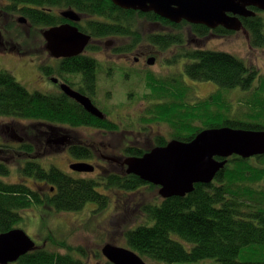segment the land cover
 Masks as SVG:
<instances>
[{"label":"trees","instance_id":"16d2710c","mask_svg":"<svg viewBox=\"0 0 264 264\" xmlns=\"http://www.w3.org/2000/svg\"><path fill=\"white\" fill-rule=\"evenodd\" d=\"M0 9L5 19H13V14H19L29 25L41 26L42 31L63 24L65 19L61 11L71 9L85 20L77 24L80 30L93 38L137 35L138 19H147L151 23L171 26L167 28L168 32L148 33V42L163 49L180 41L184 26H189L191 35L197 37L235 33L222 26L210 29L186 21L173 23L154 12L123 9L111 0H0ZM255 10L256 15L242 18L243 25L250 48L264 51V11ZM12 23L18 21L13 19ZM5 27L8 31L12 29ZM137 40L135 42L139 43ZM180 56L188 59L183 70L191 80L213 81L220 88L209 99L192 103L187 99L191 86L183 75L161 78L148 74L147 86L162 101L151 105L153 109L149 113L153 115L143 119L145 122L159 120L174 126L178 130L175 138L182 141H190L199 131L213 127L264 130V74L258 67L235 54L203 48L187 49ZM238 87L242 93L235 94L234 103L230 89ZM0 116L55 126H95L98 121V127L107 131L118 128L110 120L91 116L63 93L30 91L11 71L1 66ZM198 120L202 121V126L194 125ZM156 142L158 145L166 143L162 138H157ZM1 147L10 154L0 161V175L11 173L8 160L15 154L23 153L28 158L19 168L18 181L5 183L0 179V234L18 228V223L23 220L22 211L33 205H47L59 212L81 211L94 202L102 209L108 205L109 197L97 186L122 188L131 193L144 186L151 190L158 188L135 175L121 172H105L96 180L72 177L56 166L45 168L38 161L39 157L35 158L41 150L36 151L30 141L18 147L9 144ZM144 153L143 148L135 147L129 149L127 155ZM81 156L88 157L86 154ZM28 178L40 181L39 187L29 185ZM45 186L47 190L42 189ZM52 187L54 192L50 191ZM136 206L140 208L134 219L139 216L143 221L124 229L125 247L133 249L145 260L197 263L214 258L221 264H264V154L246 159L233 155L213 182L196 184L194 191L184 197L173 196L154 204L139 199ZM110 241L116 244L114 239ZM67 250L61 253L37 247L22 255L17 264H90L85 259L88 254L84 249L68 247ZM99 256L102 258L99 264H113L102 252Z\"/></svg>","mask_w":264,"mask_h":264},{"label":"rangeland","instance_id":"374dc122","mask_svg":"<svg viewBox=\"0 0 264 264\" xmlns=\"http://www.w3.org/2000/svg\"><path fill=\"white\" fill-rule=\"evenodd\" d=\"M1 10V9H0ZM21 15L13 14V19L18 23L13 24L12 18L8 17L5 19L4 14H0V32L3 37L10 39L11 42L16 46L17 51H4L0 49V66L1 68L7 69L11 71L17 80L25 86V88L30 91H42L47 92L49 88V84L41 82L37 77L38 74H41L42 66H45L49 69V73L51 76L57 75L54 74L55 70H57L58 61L57 58L51 56L46 48V41L42 34V28L34 27L29 25L28 21H20ZM5 19V20H4ZM4 20V21H3ZM137 21L136 30H138L139 34H131L127 37H121L115 39L116 41L98 43V47L104 55H100L99 58L102 61L103 65L107 66V60L109 57H112V52L114 51H125L132 53V55H136V52L142 46H146L151 44L148 42L149 39L148 33L150 32H168L169 25H165V27L159 23H151L147 19L139 18ZM10 23V25H9ZM5 26L12 27L8 31ZM134 29V28H133ZM7 30V31H6ZM135 30V29H134ZM180 31V30H179ZM182 34L186 36H191L189 26L182 27ZM138 39L139 43L135 42V39ZM198 40L197 44H193L190 49L205 48L209 50L216 51H224L237 55L238 57H242L246 62L250 63L251 66H256L259 68V72L264 74V51L262 49H253L249 46V39L247 38V34L244 32H235L230 35H208L201 38H196ZM155 45V44H151ZM156 47V46H155ZM152 47V50H156L157 47ZM167 55H173V53H166ZM176 55V54H174ZM173 55V56H174ZM112 67L118 69V66H130V71H135L141 69V65H133L131 63L119 62L112 63L110 62ZM183 63L185 61H180L178 64V72L181 74H185L183 72ZM44 67V68H45ZM53 67L55 70H53ZM124 68V67H122ZM61 69V66H60ZM150 69H152L151 73L146 74V72H142L140 75V83H132L136 78L135 75L132 76V79L126 80V77H122L121 74L117 73L115 76L108 75L103 70L99 73V82L98 89L101 94L106 92L105 98L107 97V102L109 105L113 106V104L125 102L123 105H120L118 108L119 117H115L112 114H109V119H115L120 123L121 127L125 126V129H129L131 124H133V120L138 125L140 124V130L145 131L146 133L139 135L135 134V138L138 139L141 145H147L149 142L153 141L156 135H165L169 136L170 133L174 132V130L178 131L177 128L172 126L168 130L163 124L157 125L154 123L160 122L159 120L153 121H144L143 119L151 117L153 114L149 113L153 108L151 106L142 109V107H146L150 100L158 99L156 95L151 92V89L147 86V75L153 74L158 77L160 75L161 78H168V75H163V73L158 72V66L150 65ZM119 71V70H117ZM114 71L113 73H115ZM185 82L192 86L194 89V95L199 97L198 100H192L194 103H197L200 100L209 99L220 87L217 83L213 81H196L189 80L188 77L184 75ZM44 86L46 88H44ZM111 90V91H108ZM198 91V93H197ZM230 97L231 100L236 103V98L238 93H242L241 89L231 88L230 89ZM110 92V93H109ZM129 95H131L129 98ZM144 96L147 100H144ZM191 95H188V102ZM132 100V97L139 102L135 104V106H131L126 103V98ZM150 98V100H149ZM196 99V98H195ZM149 100V101H148ZM146 101L147 103H145ZM106 102V104H107ZM193 103V102H192ZM146 105V106H145ZM115 106V105H114ZM123 106V107H122ZM107 110H110L111 107L105 106ZM113 108V107H112ZM115 110V109H114ZM128 116V117H127ZM33 121L27 119H16V121L10 117L0 116V133L3 134L2 131L7 129V126H14L16 128L27 127V130L35 129L33 126ZM150 123L151 126H150ZM202 121H195V126H202ZM31 125L33 128H31ZM130 125V127H127ZM2 126V127H1ZM167 126V125H166ZM5 127V128H4ZM37 128V127H36ZM156 128V129H155ZM134 131V128H132ZM139 129L135 130V132H140ZM155 130V133L153 131ZM134 132V133H135ZM168 132V134H167ZM121 133V132H120ZM119 134H111L107 135V132L98 134V141H105L106 144H111L115 151L112 154L121 155L123 148V136ZM149 133V134H148ZM129 135V132H124V136ZM150 136V137H149ZM122 139V140H121ZM0 142L4 139L0 137ZM6 144L12 145L14 147H18L15 145L14 140H10L6 138ZM0 150H3V148ZM7 150V149H5ZM41 153L35 156L38 158L39 162L45 167L49 168L50 166H56L60 170L64 171L67 174L72 176H79L87 179H95L96 176L94 173H75L70 172L67 166L69 161L66 153L64 151L61 152H45V150L40 149ZM9 151H3L0 153V161L3 158H7L9 155ZM13 154V152H12ZM13 158H10L8 162L10 163L11 173L9 175H0V179L5 181V183H14L20 179L19 168L24 164L27 155L21 153L20 155L15 154ZM116 155V156H117ZM5 160V159H4ZM70 170V171H69ZM99 177V176H98ZM33 182H37L36 179L28 178L27 183L35 187ZM38 183H41L38 181ZM37 188V187H36ZM102 193L110 194L109 203L106 207L102 209L98 207L97 203L90 202L88 203L81 211H56L53 207H49L47 205H33L27 209L22 211L23 220L18 223L17 227L22 228L26 231V233L31 236L36 242L37 246L45 244L44 247H47L50 250L59 251L61 253L67 252V248L71 247L75 250L84 249V251L88 254L85 259L90 264H99V261L102 259L99 254L103 245L107 242H111V239H114L116 244H120L121 246H127L126 240L124 236V229L128 227H134L136 224L142 223V218L134 219L137 216L138 210L140 206H136L139 199L145 200V202H161L162 196L158 192V188L151 190L149 187L144 186L138 192H125L121 189H110L107 190L104 187L97 186ZM47 190V188H45ZM126 208V209H124ZM131 208H134L133 210ZM127 209L129 211H127ZM137 210V211H136ZM41 244V245H40ZM43 246V245H42ZM98 252V256H97ZM76 253V252H75ZM77 257H81L80 254H76ZM104 257V255H103ZM148 264H221L214 258H209L197 263H185V262H176V263H164L157 262L153 260H146ZM10 264H17V262H13Z\"/></svg>","mask_w":264,"mask_h":264},{"label":"water","instance_id":"95a60500","mask_svg":"<svg viewBox=\"0 0 264 264\" xmlns=\"http://www.w3.org/2000/svg\"><path fill=\"white\" fill-rule=\"evenodd\" d=\"M123 9L154 12L173 22L186 21L204 25L210 29L222 26L227 30L244 32L242 18L264 11V0H111ZM65 19L79 21L74 10L61 11ZM20 21H26L20 17ZM46 48L54 58L71 57L82 53L92 36L82 33L72 23H61L42 31ZM247 38L249 39L248 35ZM153 64L154 62H150ZM62 89L83 105L87 111L99 118L104 113L90 98L63 84ZM65 137L57 143L64 142ZM264 154V130H249L230 126L213 127L199 131L192 140L173 139L166 145L156 146L141 156H127L123 164L127 174L159 187L162 198L184 197L195 189V185L209 184L216 178L233 155L251 158ZM115 159V158H114ZM116 161L118 159H115ZM73 170L92 172L89 163H74ZM54 190V188L52 189ZM37 247L34 239L22 228H14L0 234V264L17 262L20 257ZM102 254L113 264H148L139 253L131 248L107 242Z\"/></svg>","mask_w":264,"mask_h":264},{"label":"flooded vegetation","instance_id":"af4514ba","mask_svg":"<svg viewBox=\"0 0 264 264\" xmlns=\"http://www.w3.org/2000/svg\"><path fill=\"white\" fill-rule=\"evenodd\" d=\"M84 21H85L84 18L80 17L79 21L71 22L69 19H65V22L63 23L69 22V23H72L73 25H76L79 28L77 24L78 23L82 24L84 23ZM196 38H201V37H197V35H191V36H186V37L183 36L180 38V41L172 44L167 49H163L159 45L157 47V45L148 44L145 47L142 46L141 48H139L135 56L132 55V53L125 52V51H115V52L113 51L112 57H109V59L106 62L107 64L109 63V65L105 66L103 65L102 61L99 58L100 55H104V54L102 53L100 46L98 47V43L105 42L108 39L110 40L107 42L114 43V41H116L115 40L116 37L114 38L113 37H106V38H102V37L93 38L92 37L91 41L89 42V45L79 55L71 56V57H62V58L56 59V61H58V66H57L58 68L57 70H55L53 67V70H55L54 74L57 73V75L51 76V74L49 73V69L45 66H42L41 74H38L37 77L39 78L41 82L49 84V88L47 89L48 91L44 93H63L65 96L69 97L70 99L78 103L75 99H73L68 94H66L65 91L62 89V85L65 84L69 86L71 89H73L74 91L82 94L83 96L90 98L92 103L104 113L105 118L103 119L110 120L111 122L115 123L118 126V128L112 131H107L104 128L98 127V121L96 122L95 126L82 125V126L76 127L70 124L55 126V124H48V123H43L42 121L34 120L32 124L35 129H31V130H27L28 129L27 127L16 128L14 126H7L8 128L2 131L3 134L0 133V137L4 139L2 142H0V148L2 149L1 145L6 144V138L7 140L8 139L14 140V143L17 146L22 143H26L30 141L34 145L36 151H39V149L45 150L44 153L64 151L68 157L69 163L67 166L69 167L68 169L71 170V171L69 170L70 172L82 173V172L73 170L71 166L74 163L84 162V163H89L94 166V171L86 172V173H94L96 176L95 178L96 180H98L97 178H99L100 175L105 172L115 171V172H121V173L127 174L126 172L127 167L125 164H123V161H124V158H126L127 156H130V155H127L129 149H132L135 147L143 148L146 153L150 151L152 148L162 145V144L161 145L157 144L156 142L157 138H162L164 142L168 143L169 141L176 139L175 135L177 134L178 131L174 130V132L170 133L169 136H165L162 134L156 135V137L153 139L151 144L149 142L146 146L141 145L140 142H138V139H136L134 136L135 134L142 135L146 133L145 131L140 130V124L138 125V123L137 122L135 123V121L133 120V124H131V126H134V127L125 129V126L121 127L120 123L117 122L115 119H109L110 118L109 114H112L114 118L115 117L117 118L120 116L118 108L120 107V105H123L125 102L113 104V106L108 104L107 97L106 98L104 97L106 95V92L104 94H101L100 90L98 89L97 83L99 82V79H100L99 73H101L103 70L109 76L112 74H114L113 76H115L117 73H119L121 74L123 78L126 77V80H129V79L131 80L132 76L135 75L136 78L133 80L132 83L136 81L135 83L139 84L141 73L142 72H146V74L147 72L151 73L152 69H150V65H154V66H158V72L163 73L162 76L168 75V77H172V78H175L177 76H182L183 74H181V72H178L180 70V69L178 70L177 68L178 64L180 61H186L188 59L185 57H181L180 54L184 53L185 50L190 49L193 46V44H197L198 40ZM155 46L157 47V49L156 50L154 49L153 51L152 47H155ZM0 49L4 51H17L18 52V50H16V46L14 45V43L11 42L10 39L3 37L1 32H0ZM166 53H173V55L174 54L176 55L166 56ZM121 61L125 63L129 62L133 65H136L137 63V65H141V69H138V70L135 69V71H130L129 70V68H131L130 66H121L119 64V62ZM151 61L154 63L151 64L150 63ZM110 62L114 64L117 63V65L119 64L120 66H118V69H117L119 71H117L115 67L110 66L111 65ZM74 63H80V65L78 67L72 66V64L74 65ZM185 63H183V67ZM62 64L66 65L67 67L63 65V69L62 67L60 69V66ZM114 71L116 72L113 73ZM184 75L188 77L186 73ZM188 78L189 80H191L190 77ZM44 88L46 87L44 86ZM193 89L194 88L191 86V89H190L191 96L189 97V99H191V101L192 100L196 101L199 99V97L194 95L195 91ZM108 91H111V90H108ZM130 96L131 95H129V98H131ZM129 98L128 97L126 98V103L131 106H135V104L139 102L138 100H135L133 97H132V100ZM143 99L147 100L145 96ZM161 101H162L161 99H152L149 101L148 104H146L147 106L145 105L146 107H142V109L147 108L154 103H159ZM144 102L147 103L146 101ZM192 102L194 103V101ZM78 104L79 106H81L82 108L86 110V108L83 105H81L80 103ZM105 106L111 107L110 110H107ZM87 112L90 113L91 116L97 119L99 118L95 116L94 114H92L91 112L89 111ZM99 119L102 120V118H99ZM154 123H156L157 125H160L161 122L154 121ZM151 124L152 123H150V126ZM163 125L167 127L166 128L167 130L172 127L168 123H165ZM127 127H130V125H128ZM31 128H33L32 125H31ZM132 128H134V131L132 130ZM137 129L140 130L139 133L135 132V130ZM104 132H107L108 136L111 134H119L121 132L120 135L123 136L124 142H123L122 153H120L121 154L120 156L117 154H112V152L115 151V149L111 144H106L105 141H98V134H101ZM124 132L126 133L129 132V135L124 136ZM153 133H155V130L153 131ZM101 135L104 136V134H101ZM63 137H65V141L63 143L62 142L57 143L59 140L63 139ZM166 143L164 145H166ZM3 151L4 149L0 150V153ZM82 154L88 155L89 158L81 156ZM114 158L118 160L116 161ZM72 177L83 178L79 176L77 177L75 175ZM32 184L35 185V187L31 185L33 188L39 187L38 181L33 182ZM45 188L46 186L42 189L44 190ZM53 188L54 187L51 188L50 190L51 192H54V190H52ZM108 189L112 191L111 188H107V190ZM105 195L109 198L111 196H114V194L110 195L106 193ZM42 245L43 247L45 246V244H42Z\"/></svg>","mask_w":264,"mask_h":264}]
</instances>
